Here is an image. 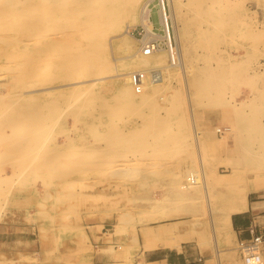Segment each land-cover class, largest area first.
Listing matches in <instances>:
<instances>
[{"label": "rangeland", "instance_id": "374dc122", "mask_svg": "<svg viewBox=\"0 0 264 264\" xmlns=\"http://www.w3.org/2000/svg\"><path fill=\"white\" fill-rule=\"evenodd\" d=\"M15 1L30 20L25 30L16 29L18 23L0 27V125L4 118L15 123V131L0 130V264H148L140 252L141 232L153 240L152 247L195 241L205 248L217 240L219 249L230 231L218 228L224 205L249 179L264 174V162L251 157L259 154V145L248 142L255 138L240 128L236 114L264 126V0L233 5L208 0L206 7L218 11L207 23L190 0H174L179 41L165 0L169 44L180 45L184 62L164 68L167 40L161 39L153 13L151 28L163 48L156 55L165 59L160 67L165 78L151 96L136 93L129 80L124 82L128 78L117 76L132 70L127 59L141 55L146 31L140 11L147 0ZM69 6L80 11L77 22L67 23L65 12H55ZM95 10L103 14L92 21L89 14ZM242 15L248 17L246 34H252V20L258 22L256 38L241 35ZM126 24L130 27L124 32ZM204 32L211 34L198 37ZM25 39L33 51L22 50ZM79 57L82 67L74 65ZM32 59L35 64L29 65ZM232 64H239L235 77L207 82L208 71ZM20 67L34 72V84L23 88L31 92L26 101L18 99L20 92L11 83ZM62 71L69 78H104L68 86ZM73 87L78 97L70 95ZM130 100L146 105L131 106ZM80 104L77 119L73 112ZM110 131L119 139L109 138ZM199 158L210 211L200 187L190 189L195 196H175L187 171H198ZM211 259V264H243L237 245L233 252H213Z\"/></svg>", "mask_w": 264, "mask_h": 264}, {"label": "bare ground", "instance_id": "6f19581e", "mask_svg": "<svg viewBox=\"0 0 264 264\" xmlns=\"http://www.w3.org/2000/svg\"><path fill=\"white\" fill-rule=\"evenodd\" d=\"M208 0H190V2H192V5L194 6V9H197L195 10L198 14H201L203 15V20L205 23L208 22V19L211 18L212 16H214V14H216L215 12H217L218 10H214V9H211L209 6L206 7V2ZM229 1V5H233V4H237L239 2H241V0H227ZM64 2V1H62ZM167 2V6L169 7V13H170V18H171V23L173 24L171 28H173V32L175 33L174 34V37L175 39H178L179 41V35L176 34V29H175V26H174V9H173V2L174 0H166ZM83 3V2H82ZM208 4V3H207ZM18 5V3L15 1V0H5L1 5H0V27H7L8 29L11 27L10 24L11 23H18L17 25V28L18 30H25L27 29V25L29 23V20L26 15L25 12H23V10L17 8L16 6ZM81 5V4H79ZM240 5V4H239ZM21 6V5H20ZM15 8L16 7V10L15 11H10V9L12 8ZM76 8V7H75ZM77 10V9H76ZM91 10V9H90ZM94 10V9H93ZM92 10V11H93ZM60 13H64L65 12V15L67 16L65 21L68 23V22H72L73 20H77V16L79 14L78 10L75 11L73 9V7H68L64 10H61V9H58L56 8L55 9V12H59ZM90 11H88L89 13ZM100 12V11H99ZM97 10H95V13L91 12L89 15H91V20L94 21L95 18L97 16H101L103 14V12L101 11L100 14ZM28 13V12H27ZM32 12H30L31 14ZM155 13V15H157V18L159 19V26L158 29L159 31H162L163 35L161 36V39L164 38L167 40L166 42V47L168 46L167 50H168V63L166 65H164V68H172L173 67H176V66H179V67H183L182 64H183V55H182V52L180 51V45L178 46V44L176 45L175 49L173 47H171V45L169 44L170 43V34H169V23H168V17H167V13H166V4H165V0H147L146 3L144 4V6L142 7V10L140 11V20L141 22L143 23V26L145 28V31H146V34L143 35L141 41H142V44L143 46L139 49V52H141V55H136L135 56V59L131 60V59H127L126 61L130 62V67L132 70L129 71H126V73H121V74H118L117 76L119 77H126L128 78V75H130L131 73L133 72H139V71H144L146 73V78L147 80H149V82L145 79L144 80V85H143V90L141 91V95L143 96H146V95H153V88L154 87H157L159 85L162 84V82H164V78H165V72L162 71V69L160 68L162 63H164V60L163 58L160 57V55H156V53H158L159 51H161V49L163 48H156L154 47L153 50L151 51V53L149 55H145L144 54V49H145V44H147V41H148V38H150L152 35H155L157 36V33L153 32V29L151 28V25H152V22H151V15ZM254 14V13H252ZM251 14V15H252ZM33 13L30 15L32 16ZM35 15V14H34ZM34 15L32 17H34ZM76 16V17H75ZM205 16V17H204ZM224 18V17H223ZM97 19V18H96ZM185 19V18H184ZM233 19V18H232ZM238 19V18H237ZM246 19H248V17L242 15L241 16V25H240V28H239V31L241 32H244V28H246ZM100 19H98V22H99ZM256 20V19H255ZM226 21V20H225ZM64 22V21H63ZM77 22V21H76ZM147 22V23H146ZM149 22V24H148ZM253 23H255L256 25H258L254 19L252 20ZM195 24H198L197 20L196 22H193L191 23H187V27H190L191 25H195ZM252 24V23H251ZM255 24H253L252 26H250L249 30H250V33L252 34H246V32H244V34H241L244 39L246 38H250V39H253V38H256V26ZM8 25V26H7ZM37 26V25H35ZM81 25H79L80 27ZM130 25L126 24L125 25V30L124 32H127V30L129 29ZM258 28V27H257ZM157 29V30H158ZM246 30V29H245ZM129 32V31H128ZM223 32V31H221ZM220 32V33H221ZM228 32V30H227ZM206 34H211L210 32H204V34H197L199 35L198 37L200 36H204L206 38ZM58 35V34H57ZM128 35V34H127ZM160 35V34H159ZM185 36H188V34H184ZM223 35V34H222ZM226 35V34H225ZM61 36H63L61 34ZM65 36V35H64ZM114 37V36H113ZM119 37V36H118ZM116 37V39L118 38ZM203 37V38H204ZM66 38V37H65ZM64 37H62V41L65 39ZM67 38L70 40V38L67 36ZM65 39V43H66V40L68 41V39ZM115 38V37H114ZM159 38V37H158ZM38 39V38H36ZM218 39V38H217ZM20 40V39H19ZM27 41V43L24 42V44L22 46H20L22 48V50L24 51H33V48L28 46L30 45V43H28V40L25 39ZM73 40V39H71ZM17 41V40H15ZM23 41V40H22ZM175 41V40H174ZM177 43V42H176ZM55 45V44H54ZM52 45V48H55V46ZM57 45V44H56ZM65 45V44H64ZM69 45V43H68ZM66 45V46H68ZM34 46V45H33ZM131 46V45H130ZM16 47H18L16 45ZM34 47H37V46H34ZM58 46H56L57 48ZM64 47V46H62ZM50 48V49H52ZM66 48V47H65ZM139 48V47H137ZM13 49V48H12ZM63 49V48H62ZM131 49V48H130ZM45 50H47V52L49 51L48 48H46ZM43 51V50H41ZM133 51V50H132ZM192 51V50H191ZM80 52V51H79ZM135 52V51H134ZM133 52V53H134ZM79 55V53H78ZM82 55V53L80 52V56ZM131 55V54H130ZM128 56V55H127ZM131 57V56H130ZM82 57H79V59L75 62L74 65H76L77 67L80 66L82 67L83 65V61L81 59ZM238 58V57H237ZM25 60V58H24ZM27 61V60H25ZM65 61V59H64ZM66 62V61H65ZM32 64H35L34 63V60L32 59L30 62H29V65H32ZM158 65L156 68H146V66H149V65ZM165 64V63H164ZM16 65V64H15ZM18 65V64H17ZM160 65V66H159ZM237 65L239 64H232L228 67H224V68H221L219 69L218 71L216 72H211V71H208V76H206V80L207 82L209 81L210 78L212 77H217L218 80H225V81H228L229 79L235 77L236 75H234V72H235V68L238 67ZM19 67V66H18ZM3 68V67H2ZM11 68V67H10ZM24 68V67H23ZM93 68V67H91ZM128 68H129V65H128ZM4 69V68H3ZM21 69V67L19 68V70ZM18 70V69H17ZM16 71L14 70V74L13 76L11 77V83L13 85V87L15 88V90H19L20 94L18 96V99L19 100H22V101H26L25 98H29L28 96H26L25 94H29L31 92L29 91H26V92H23V88H27V87H30L31 85H33V77H34V72L33 70L31 69H27V70H20V71ZM165 70V69H164ZM68 71V70H67ZM185 71V70H184ZM64 71H62L63 73ZM78 73H82V70L81 68L79 70H77ZM61 73V78L66 80V81H69V83L67 84L68 86H76V85H80V84H84L86 82L92 84V82H99L101 81L103 78L101 76H99V74L97 75V77L95 76L94 78H91V79H86V80H82L81 77L79 75L81 74H75V76L73 77H67L65 73L62 74ZM184 73V72H183ZM2 74V73H1ZM6 74V73H5ZM249 74V73H248ZM3 75V74H2ZM183 76V75H182ZM168 77V76H167ZM240 77V76H239ZM121 78V79H122ZM120 79V78H119ZM118 79V80H119ZM198 79H201V76L199 75L198 76ZM255 79V78H254ZM123 80V79H122ZM129 79H125V81H127ZM193 80V79H192ZM246 80V78H245ZM248 80V79H247ZM250 80V79H249ZM108 81V80H107ZM195 81V80H194ZM237 81V80H235ZM234 80L232 82H235ZM252 81V80H251ZM109 82V81H108ZM107 82V83H108ZM122 83V81L120 82ZM230 83V82H229ZM248 82L246 81V84ZM110 84V83H109ZM239 84V83H237ZM243 84V83H241ZM255 83H252V85H254ZM197 85V84H196ZM245 85V84H244ZM51 86V85H50ZM49 86V88H50ZM63 86V85H61ZM214 85H212L213 87ZM250 86V85H248ZM253 87V86H252ZM47 88V87H46ZM53 88V87H52ZM188 88V87H187ZM214 88V87H213ZM212 88V89H213ZM255 88V87H254ZM219 89V88H218ZM260 90V89H259ZM32 91V90H30ZM219 91V90H218ZM115 92H116V89H115ZM262 92V91H261ZM76 93V89L73 87L72 89H70V95L72 94H75ZM16 94V93H15ZM83 94V92H82ZM81 94V95H82ZM208 94V93H207ZM46 95V93H43L42 96ZM62 96H64L63 94H60ZM76 95V94H75ZM78 95V94H77ZM76 95V96H77ZM5 96V95H4ZM221 96V95H220ZM224 96V95H223ZM78 97V96H77ZM218 98V97H217ZM77 99V98H76ZM210 99L211 96H210ZM153 101V99L150 101V103ZM221 102V101H220ZM229 102V101H228ZM245 102V99L244 100H241V105ZM15 103V102H14ZM129 105L133 106V105H143L145 104L146 105V101H143V102H140L138 100H130L127 102ZM256 103V102H255ZM260 103V102H259ZM191 104V103H190ZM211 104V103H209ZM220 104V103H219ZM263 104V103H262ZM259 105V104H258ZM83 105L80 104L78 105L77 107V110H75L73 112L74 116L79 119L80 116H81V113H82V107ZM253 106V105H252ZM10 108V107H9ZM189 108V107H188ZM8 109V107H7ZM247 111V110H246ZM3 113V112H2ZM245 113V111H244ZM237 116L239 117V126L242 130H245L248 134H251L253 136L254 139H252L251 141H248L250 143H254L256 142L258 145H259V148H258V152L259 154H254V156H251L253 157L252 160L254 162H264V126L262 127L261 125H254V123L252 122V119L253 117H250V116H243L242 113H236ZM247 114V112H246ZM2 115V114H1ZM248 115H249V112H248ZM23 117V114L21 115ZM256 117V116H255ZM258 117V116H257ZM5 121H3V123L0 125V130H1V134L3 133H6V132H3L5 131L6 129H10L11 131H15V123L12 122L13 120H6L4 118ZM261 122V120H260ZM68 125V124H67ZM20 126V125H19ZM17 127V126H16ZM111 128V127H110ZM18 131V130H17ZM8 132V130H7ZM20 132V131H19ZM15 133V132H14ZM13 133V135H14ZM17 133V132H16ZM7 134V133H6ZM106 134V133H105ZM109 134V138H116L115 140H118L119 139V136H117L115 133L113 132H108ZM236 134V133H235ZM241 134V133H240ZM101 135V134H100ZM107 135V134H106ZM1 136V135H0ZM21 136V134H20ZM239 136V135H238ZM241 136V135H240ZM4 138V136H3ZM6 138H10V137H6ZM15 138V137H14ZM233 138V137H232ZM231 138V139H232ZM236 140L237 139H240V138H237V135H236ZM2 139V137H1ZM0 141H3V139ZM8 140V139H7ZM5 140V141H7ZM13 141V140H12ZM239 141V140H238ZM18 141L16 140V144ZM194 142L196 144V146L199 145L198 143V138H197V135L196 133L194 134ZM233 142V140H232ZM2 143V142H1ZM7 144L10 143V141L8 140L6 142ZM11 144V143H10ZM233 144V143H232ZM12 145V144H11ZM11 145H9L11 147ZM4 146V145H2ZM15 145L13 144V147ZM8 148V147H7ZM19 148V146L17 147ZM197 148V147H196ZM11 149V148H10ZM15 149V147H14ZM21 149V148H20ZM6 151V150H5ZM7 152V151H6ZM14 155V154H13ZM234 155V153H233ZM231 155V156H233ZM236 155V154H235ZM242 156V155H241ZM9 157V156H7ZM6 157V158H7ZM227 157V156H226ZM229 157V156H228ZM19 158V157H18ZM34 158V157H33ZM10 159V158H8ZM102 160V159H101ZM198 171H190L188 170L186 175H185V179H184V183L183 184H180V185H176L178 188L176 190V193H175V196H195L196 194H192V191H190L191 188H201L202 190V193L204 194V197H205V201H206V205H207V209H209L210 211V196H208V184H207V177H206V173H204V170H203V164H202V160L199 158L198 159ZM228 166V165H227ZM14 167V166H13ZM16 167V166H15ZM1 168V167H0ZM225 168V167H224ZM15 170V169H14ZM15 172V171H14ZM13 173V172H12ZM228 173V172H227ZM229 174V173H228ZM220 175V174H219ZM224 175V174H223ZM264 175V174H263ZM260 176L261 179H256L257 181L254 182V183H257V182H260L262 180H264V176ZM8 176V175H7ZM6 176V177H7ZM10 176V175H9ZM184 176V174H183ZM225 177V176H224ZM5 178V177H4ZM183 178V177H182ZM45 181V180H43ZM174 181V180H173ZM209 181V180H208ZM177 182V181H176ZM262 184L263 181L261 182ZM178 184V183H177ZM246 184V183H245ZM258 185H261V184H258ZM223 186V185H222ZM257 186V185H256ZM255 186V187H256ZM247 185L245 187H240L238 188V190L236 191V193L231 196L229 198V203L227 205H224L225 206V209L222 211L221 213V217H220V225L218 226L219 228V231H223L225 229H229L230 230V218H231V215L234 214V213H239L240 211H242L244 209V203H245V200H246V193L248 191V188H246ZM254 188V186H252ZM261 187V186H260ZM221 189V188H220ZM261 189V188H260ZM257 191V190H256ZM254 192V191H253ZM217 194V193H216ZM215 194V195H216ZM223 195V194H222ZM226 195V194H225ZM224 195V196H225ZM215 197V196H214ZM218 198V197H217ZM221 199V198H220ZM204 201V202H205ZM220 201V200H219ZM220 204H222L220 202ZM205 205V206H206ZM256 205V204H254ZM256 207V206H254ZM210 215V214H209ZM210 217V216H209ZM216 221V220H215ZM214 224L212 222L211 224V228L212 230L214 231ZM216 228V227H215ZM179 231V230H178ZM181 239H186V237L184 235H182ZM179 241V240H178ZM177 244V243H176ZM177 246V245H176ZM175 247V246H174ZM178 247V246H177ZM261 264H263V262H261Z\"/></svg>", "mask_w": 264, "mask_h": 264}, {"label": "crops", "instance_id": "0c3cea01", "mask_svg": "<svg viewBox=\"0 0 264 264\" xmlns=\"http://www.w3.org/2000/svg\"><path fill=\"white\" fill-rule=\"evenodd\" d=\"M256 179L258 178L249 179L246 183L248 191L244 209L231 215L229 237L227 240L224 238L221 240L219 249L217 240H214L212 244L208 243L205 248L198 246L195 241H182L178 247L165 245L152 247L153 240L151 238L146 240L145 233L141 232L142 243L139 247L145 262L148 264H211L213 252L219 250L233 252L240 240H248L255 235L264 234V184L261 183L262 181L264 183V180L254 183ZM146 245L150 247L146 248ZM262 254L264 256V244ZM220 263L222 262L218 261V264ZM223 263L227 264V262Z\"/></svg>", "mask_w": 264, "mask_h": 264}, {"label": "built area", "instance_id": "2783aa9c", "mask_svg": "<svg viewBox=\"0 0 264 264\" xmlns=\"http://www.w3.org/2000/svg\"><path fill=\"white\" fill-rule=\"evenodd\" d=\"M154 47L160 48L161 46L156 36L152 35L145 44L144 54L149 55ZM128 79L135 92L140 93L143 90L146 73L144 71L133 72L128 75ZM263 244L264 234L255 235L248 240H240L237 244V252L243 264H261Z\"/></svg>", "mask_w": 264, "mask_h": 264}]
</instances>
